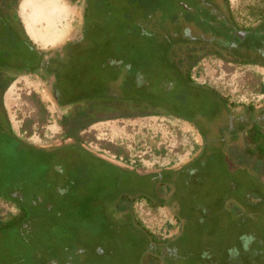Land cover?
<instances>
[{"label":"flooded vegetation","instance_id":"1","mask_svg":"<svg viewBox=\"0 0 264 264\" xmlns=\"http://www.w3.org/2000/svg\"><path fill=\"white\" fill-rule=\"evenodd\" d=\"M67 1L82 4L80 31L76 37L44 50L26 33L17 11L19 0H0V137L1 130L10 127L3 93L17 77L27 75L45 83L53 104L62 111L60 122L77 115L88 124L110 116H182L198 133V151L186 166L159 171L125 169L86 150L72 137H65L63 144L52 148L24 140L15 142L58 157L55 198L65 194L64 180L69 177L62 173L64 165L79 179L92 180L94 176L103 188L116 192L141 186L150 193V185L154 184L152 192L157 198L151 199L150 204L158 203L154 207L168 208L174 214L173 210L178 212L188 201L189 206L197 211L200 207L206 214L222 211L224 223L227 216L230 223L235 220L237 226H245L246 232L239 231L233 237L228 233L224 237V241L233 244L225 247L220 259L209 264H264V179L260 160L247 138L252 123L264 135V101L247 103L235 111V105L226 98L222 104L223 95L197 82L191 74L199 60L210 53L228 62L264 67L259 64L264 62V32L259 30L264 24V14L249 10L248 21L245 19L241 24L229 0H177L179 6L174 11L182 17L181 33L186 37L177 43L166 42L169 54L165 60L161 54L145 58L143 42L139 38L135 41L130 0ZM258 94L264 96L260 86ZM223 105L228 107L226 117L222 115ZM5 141L1 145L0 140L4 155ZM15 146L12 149L21 152V146ZM1 164H5V159ZM136 199L147 203L150 200L140 195L131 203ZM114 209L107 207L108 215L114 216ZM130 210L127 207L122 211ZM254 227L261 231L255 232ZM33 229L26 227L23 231L33 233ZM23 231L24 243L0 236V260L23 264L22 261L32 257L37 260L35 264L40 263L48 238L42 234L28 237ZM253 240L258 243L252 244ZM34 249L37 251L31 254Z\"/></svg>","mask_w":264,"mask_h":264},{"label":"rangeland","instance_id":"2","mask_svg":"<svg viewBox=\"0 0 264 264\" xmlns=\"http://www.w3.org/2000/svg\"><path fill=\"white\" fill-rule=\"evenodd\" d=\"M49 1L54 2V7L46 10ZM163 2L158 0L155 5L150 0H130L133 36L143 42L147 55L152 52L151 41L155 38L171 44L186 37L181 33L182 17L175 14V5L164 7ZM229 3L241 24L245 19L248 21L251 5L264 6V0H229ZM82 9V4L72 5L67 0H19L17 5L26 33L44 50L76 37L82 26ZM191 74L197 82L213 87L235 105V111L247 103L264 101V96L258 94L264 80V67L228 62L210 53L199 60ZM3 104L11 129L20 139L42 148L65 142L60 124L62 111L53 104L45 83L38 77H17L3 93ZM79 135L80 144L86 150L139 172L183 166L196 155L200 145L198 133L189 122L167 114L101 118L88 124ZM63 170L69 177L64 181L70 182L69 187L78 199L69 205L70 212L59 214L70 228H66L61 237L56 234L40 264L48 261H53L52 264H209L222 257L228 244H233V241H224L228 233L233 237L239 231L246 232L243 224L237 226L235 220L230 223L227 216L224 223L222 211L206 214L200 207L197 211L189 206L188 201L189 204L185 202L184 208L178 212L173 210L172 214L168 208L154 207L136 199L129 206V212L115 206L110 220L102 216L99 208L95 211L92 208L93 204L104 201L101 182L94 176L92 180L83 181L66 165ZM262 177L264 179V174ZM114 192L116 190L110 193ZM126 193L137 196L149 192L141 186H133ZM16 211L12 204L0 198V218ZM33 222L31 227L41 226L39 220ZM51 227L58 226L51 224ZM254 231L261 229L254 227ZM23 233L28 237L33 234L31 231ZM256 243L258 241L253 240L252 244Z\"/></svg>","mask_w":264,"mask_h":264},{"label":"trees","instance_id":"3","mask_svg":"<svg viewBox=\"0 0 264 264\" xmlns=\"http://www.w3.org/2000/svg\"><path fill=\"white\" fill-rule=\"evenodd\" d=\"M152 1H154L155 5L158 4V0ZM163 1V4L167 3V6L168 3L173 4L174 2L176 8H178L179 6L176 4L177 0ZM250 11L254 13L262 12L264 14V6L261 7L251 5ZM259 30L261 32H264V24L259 27ZM150 47L152 49V52L148 55L144 53L145 58H155L161 54V56L165 60L168 59L169 45H167L166 42L161 38L155 39ZM254 54L257 53L255 52ZM259 64L264 65V62L260 61ZM191 66H189L188 68L190 69ZM210 90L216 92L213 88H210ZM260 91L264 92V86L262 84L260 85ZM219 94L215 95V97H219ZM223 102L224 104L226 103L225 97H223L222 104ZM223 109L224 112L222 115L223 117H226L225 115L229 113L228 107L226 105H223ZM180 117L184 119V117ZM68 120L69 119H63L60 122L63 128V135L65 137H72L80 143L79 132L83 128H85L88 123L83 122L82 116L79 115L73 117L72 120ZM185 120L188 121V119ZM6 121L8 126H10L7 117ZM258 127L259 126H257L255 123H252L247 138H249V140L252 142V151L254 152L257 159L260 160L259 168L264 174V135H262V132ZM0 140L1 145L3 140H6L5 146L7 147V152L4 155L1 153L2 146H0V198L14 204L17 210L14 214H10L7 217L0 218V236H9L11 238H14L18 243H24L26 238L22 234L23 229L26 227H31V224L34 223V220H39L41 226H34L33 234L30 236H34L37 234L46 236L48 238V244H46L47 247L51 245V240L56 238V234L60 235L59 237H61L62 234H65V229L70 228L69 223L61 220L59 214L64 215L70 212L69 205L72 206L73 202L78 199V196L76 193H73V191H71V186L69 187L70 182H68L64 187L65 194L58 198L54 197L56 184L58 182V177L55 175V173H58L60 167L59 169H57L58 167L56 165L57 163H59L58 157L53 153L47 152L35 146L25 147L20 143H16L22 139L15 135V133L11 129V126L5 131L1 130ZM10 141L12 142L10 143ZM15 145L19 147L21 146V152L16 153L14 149H12V147H14ZM2 159H5V164H1ZM165 179L167 181L169 180V178ZM150 187V193L144 194V196L148 197V200L150 199L149 204H151V199L155 200L157 198L155 193L153 194L152 192L154 184L150 185ZM108 188L109 187H107V189ZM103 189L105 190V192L103 193L104 198L102 199L104 201H101L98 205L93 204L92 208L94 209V211L96 208H99L102 216L108 219H110L111 216L108 215V211H106L107 207L116 206L119 209L124 210L132 204L131 201L133 199L140 197V195L129 196L125 191H121V189L120 191L118 190L120 193H117L118 191L116 193H110L112 190L110 188V190H107L106 188ZM113 194H115V197ZM66 199L67 202H62ZM157 204L158 203H153L152 206ZM74 220V222H76V219ZM51 224L57 225L58 227L53 228L51 227ZM70 224L72 226H75V223L73 222H70ZM36 251V249L32 250L31 254H35ZM35 262L37 263V260L32 257L30 259H27L26 261H22L23 264H35ZM1 264H9V262L1 258Z\"/></svg>","mask_w":264,"mask_h":264},{"label":"bare ground","instance_id":"4","mask_svg":"<svg viewBox=\"0 0 264 264\" xmlns=\"http://www.w3.org/2000/svg\"><path fill=\"white\" fill-rule=\"evenodd\" d=\"M46 1V0H45ZM25 4H26V2H25ZM35 4V3H34ZM33 4V5H34ZM56 4V3H55ZM46 5H48V7H46V10L48 9H51L52 7H54V2H51V1H49L48 3L46 2ZM30 6V5H29ZM39 8H40V6H38ZM36 8V7H35ZM45 8V7H44ZM37 10H38V8H37ZM40 10V9H39ZM38 10V11H39ZM46 10H44V11H46ZM33 12V11H32ZM42 12V11H41ZM37 13H39V12H37ZM34 15H36V14H34ZM49 15V14H48ZM47 15V16H48ZM35 19V18H34ZM31 20V19H30ZM56 20V19H55ZM28 22H30V21H28ZM32 22V21H31ZM33 28V27H32ZM33 30V29H32ZM51 34V33H50Z\"/></svg>","mask_w":264,"mask_h":264},{"label":"crops","instance_id":"5","mask_svg":"<svg viewBox=\"0 0 264 264\" xmlns=\"http://www.w3.org/2000/svg\"><path fill=\"white\" fill-rule=\"evenodd\" d=\"M263 86H264V80L262 81V83H261Z\"/></svg>","mask_w":264,"mask_h":264},{"label":"built area","instance_id":"6","mask_svg":"<svg viewBox=\"0 0 264 264\" xmlns=\"http://www.w3.org/2000/svg\"><path fill=\"white\" fill-rule=\"evenodd\" d=\"M121 158V157H120ZM124 158V157H123Z\"/></svg>","mask_w":264,"mask_h":264}]
</instances>
